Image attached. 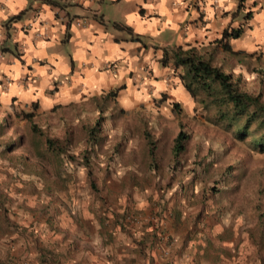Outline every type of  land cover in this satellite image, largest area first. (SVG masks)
Returning <instances> with one entry per match:
<instances>
[{
    "label": "crops",
    "instance_id": "0c3cea01",
    "mask_svg": "<svg viewBox=\"0 0 264 264\" xmlns=\"http://www.w3.org/2000/svg\"><path fill=\"white\" fill-rule=\"evenodd\" d=\"M53 1L0 0V110L23 119L22 112L32 113L28 123L45 116L61 131L80 127L72 120L96 111L81 109L98 98L130 110L149 99L183 109L193 99L173 76L171 60L161 61L163 51L212 48L224 29H241L228 39L238 52L232 57H264V0ZM113 161L111 179L141 175L123 159ZM142 187L139 197L131 186L132 201L118 195L107 203L81 185L59 190L56 203L34 204L27 224L20 221L45 238L35 242L34 264H203L205 253L187 247L192 237L178 244L173 206L150 202ZM43 210L58 216L51 221ZM149 210L155 215L148 217Z\"/></svg>",
    "mask_w": 264,
    "mask_h": 264
},
{
    "label": "rangeland",
    "instance_id": "374dc122",
    "mask_svg": "<svg viewBox=\"0 0 264 264\" xmlns=\"http://www.w3.org/2000/svg\"><path fill=\"white\" fill-rule=\"evenodd\" d=\"M197 52L230 73L241 90L258 93L264 104V57L254 58L253 53L238 59L216 46ZM178 71L174 70L173 76L178 77ZM92 102L80 109L83 112L95 106L96 111L81 115L78 121L73 119L80 127L65 131L45 116L28 123L14 111L0 110L1 264H34L35 242L41 238L33 236L30 224L22 226L20 221L27 224L34 204L56 203L59 190L81 185L93 187L94 198H105L107 203L116 202L118 195L132 201L131 186L144 197L141 191L145 186L147 200H163L179 213L172 216L178 244L183 239L184 246L192 237L187 247L191 253H205L207 262L203 260V264H257L264 257V250L254 243L256 212L264 218V152L253 149L248 139L237 140L230 131L210 123L195 101L175 109L167 101L149 99L135 110L120 107L114 98ZM91 127L94 131H88ZM179 132L186 139L183 148L176 150L174 138ZM145 137L154 144L151 159ZM50 145L59 148L54 157L51 151L46 153ZM57 156H61L59 160ZM115 157L141 175L111 179ZM84 158L89 167L84 166ZM62 161H66L68 172ZM125 186L127 190L121 194ZM44 214L51 221L58 216L55 210ZM152 214L146 212L148 217ZM41 240L43 244L45 238Z\"/></svg>",
    "mask_w": 264,
    "mask_h": 264
},
{
    "label": "trees",
    "instance_id": "16d2710c",
    "mask_svg": "<svg viewBox=\"0 0 264 264\" xmlns=\"http://www.w3.org/2000/svg\"><path fill=\"white\" fill-rule=\"evenodd\" d=\"M56 3L53 0H48ZM52 3V4H53ZM19 14L9 17L6 22L17 19ZM241 29H224L219 39L214 42V46L221 47L222 51L237 54L231 50L228 39L240 36ZM171 60L172 69L179 70L177 73L184 89L189 96L206 112V119L221 127L223 130L230 131L232 136L237 140L248 139L252 148L259 152H264V104L260 102V96L257 94H249L239 88L237 80H232L230 73L223 72L217 65H213L206 59H203L197 50L193 47L182 49L181 47H172L164 50L161 61L167 63ZM175 109H178L177 103H172ZM22 117L28 119L32 113L21 114ZM34 131L33 124H30ZM3 127L0 126V134ZM88 131H94L91 127ZM89 134V133H88ZM147 139V137H145ZM91 139L98 142L91 135ZM185 135L178 133L174 138V149L181 150ZM147 154L151 159L154 144L147 139ZM47 144H52L45 139ZM48 149L58 154L59 148L56 145L47 146ZM88 160L84 158V166H88ZM89 172V168H87ZM179 216L178 212H174ZM173 214V217H174ZM127 217H129L127 215ZM130 218V217H129ZM7 227V226H6ZM255 227L257 234L254 243L258 250H264V218L263 214L256 212ZM0 227V233L3 234ZM257 264H264V257L261 256ZM1 264V261H0Z\"/></svg>",
    "mask_w": 264,
    "mask_h": 264
}]
</instances>
